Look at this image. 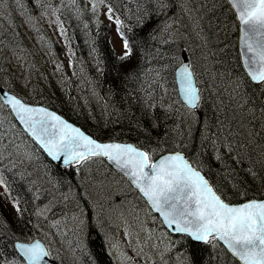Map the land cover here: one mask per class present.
I'll return each instance as SVG.
<instances>
[{
    "label": "trees",
    "instance_id": "1",
    "mask_svg": "<svg viewBox=\"0 0 264 264\" xmlns=\"http://www.w3.org/2000/svg\"><path fill=\"white\" fill-rule=\"evenodd\" d=\"M18 1L24 2L27 12L35 11L40 2V0ZM107 1L113 9L114 18L118 17L122 21L119 26L120 32H123L124 39L129 42L132 49L131 56L124 60L120 59L123 55H119L111 43L113 28L111 23L84 19L72 9H58L68 29L69 45L77 61V72L71 76L73 79L71 82L59 83L55 92H51L54 99L49 105L82 125L97 138L132 141L150 151L152 159L156 158L155 155L161 149L183 150L190 159L192 157L191 160L196 166L205 172L220 195L230 202L264 197V103L262 101L264 83H253L241 67L237 52L238 25L226 0H201L198 22L205 39V47L193 46L190 49L193 56L201 60L205 57L209 59L212 73L217 75L215 77L233 78L241 86L237 87L247 105L241 108L246 110L243 119L239 118V122L236 120L233 122L226 117L222 118L221 123L219 122L224 134L228 132L226 127L228 124L234 123L235 126L229 132L232 138L230 146L236 151V165L229 172L232 180L224 182V187L215 183L208 171L193 160V155L199 157L200 151L203 153L204 150L202 147L196 150V146L203 145L201 144L203 140L199 137L200 127L192 130L193 133L188 141L185 138L179 144H174L170 141V137L173 136L172 122L176 117L175 109L173 107L165 109L158 105L155 111L157 124L153 125L146 108L149 100L159 98L154 77L157 71L164 80H167L170 89L174 92V98L175 95L177 97L174 69L182 51L178 40L179 30H175L174 37L168 39L162 36V30L165 23L169 30L177 29L168 19L177 11L178 0ZM5 6L7 11L13 9L6 3ZM18 9L19 5L14 8L16 11ZM23 33L17 38L14 30L11 29L7 33L2 32L0 38L4 36L6 42L11 38L9 43L13 45L21 41L24 37ZM0 47L3 51L6 46L0 45ZM209 75L211 76V71ZM4 78L6 76H0V84L7 86ZM77 85L83 88L81 92H76L72 87ZM90 88L94 89V93ZM36 102L42 101L36 100ZM202 102L203 100L201 104ZM218 105L223 108L224 104L219 101ZM0 110L3 113L0 117V176L5 181L3 187L6 192L5 194L0 191V255H6L9 262H12L19 259L14 249V240L34 233V225L33 227L31 225L36 221L38 226L36 213L40 211L43 205L41 203L48 198V195L42 197L44 193L38 191L37 186L41 181L39 177L45 175L51 181V187L47 189L48 194L56 191L55 195L60 198L55 202L58 204L55 209L53 208L54 213L59 208L68 209L66 207L74 201H77L75 208L87 207V201L79 196L82 185L78 184V175L73 166L64 168L53 163L33 144L39 165L34 169L36 173L32 170L26 173L25 169L33 165L16 161L7 154L5 142L8 139L19 134L29 142L30 140L15 122L12 126L6 121V114L11 115L9 109L4 106ZM216 115L224 116L225 113L222 109H218ZM191 140L194 142V147L189 145ZM237 155H244L243 159L238 160ZM212 157H206L205 163L217 164ZM233 160L234 158L231 157L229 161ZM238 162H241V166L237 165ZM65 188L69 192H63L62 189ZM71 189L74 191H70ZM9 192L18 199V211L11 202ZM7 199L12 204H9ZM16 213H20L21 216L16 217ZM89 226L86 248L81 251L82 259L86 264H114L106 253L103 238L92 224ZM176 238V249L183 251L191 264H240L216 240L202 243L192 240L187 235H177ZM78 246L79 249L82 247L80 244ZM0 262H4L1 257Z\"/></svg>",
    "mask_w": 264,
    "mask_h": 264
},
{
    "label": "rangeland",
    "instance_id": "2",
    "mask_svg": "<svg viewBox=\"0 0 264 264\" xmlns=\"http://www.w3.org/2000/svg\"><path fill=\"white\" fill-rule=\"evenodd\" d=\"M10 1L0 0V34L13 29L17 38L22 32H24V37L13 45L9 43L11 38L7 42L4 40V36L0 38V45L6 46L3 51L0 47V76H6L4 79L11 87L10 89L20 93L25 99L41 100L49 104L54 99L51 92H55L59 83L71 82L73 80L71 76H74L73 69L77 68V61L69 45L68 29L58 9H72L74 13H78L84 19L105 22L110 20L108 15L110 3L107 0H104L103 3L96 0V7L93 10L94 0H74V2L73 0H40L35 11L27 12L24 2ZM5 3L13 9L7 11ZM200 3L201 0H178L177 11L168 19L169 22L174 23L177 29L169 30L165 24L162 36L166 39L174 37L175 30H179L178 40L182 46V56L185 54L188 60L197 59L195 72L196 75L203 78L211 69L209 59L205 57V62L197 56H193L190 51L193 46L196 48L205 47V39L198 22ZM18 5V11L14 10ZM112 19L115 20L114 15ZM75 20L77 19L75 18ZM61 29H63V33ZM112 44L119 54H124L123 39L117 28L112 30ZM215 76L217 75L212 73L211 69V76L204 79L209 87V92L204 85L202 87L203 102L194 110L184 107L181 110L177 107L174 102V92L171 90L169 92L165 87L160 90L159 94L161 97L164 96L167 104L174 106L173 109L186 116L187 122L184 127H178L172 123V132L181 136L182 133L188 132L192 126L196 125L198 120L201 125L204 121L206 126L201 129V134L204 132L211 135L212 139L210 144L205 140L202 141L203 153L199 150V157L192 154L193 160L202 168L207 166L208 174L213 181L224 187V182L232 180L229 172L236 165V151L230 146L232 138L229 132L235 126L234 123L228 124L226 126L228 132L224 134V129H220V123L223 117L229 118L233 122L234 120L239 122V118L243 119L246 110H241V108L247 105L239 91L241 86L233 78L222 77L220 79L219 76L218 78ZM210 79L216 80L215 85L219 90L211 89ZM72 87L76 92L83 90L78 85ZM93 88L90 90L94 93ZM217 90L218 92L215 93L214 91ZM219 101L224 104L223 108L218 105ZM218 109H222L225 115H216ZM238 124L243 126L241 123ZM5 144L7 149L12 150L14 160L32 164L31 170L39 165L34 147L23 136L17 134L8 139ZM210 156H213L212 158L217 164L205 163L203 158ZM243 156L237 155L236 158L243 159ZM231 157L234 158L233 161H229ZM237 165L241 166V162H238ZM81 167L83 171L81 176H78L79 183L82 185L79 196L87 201V207L75 208L77 201H74L70 210L57 214L62 215L58 218L59 220L51 210H42V215L37 221L38 230L34 231L35 234L46 239L59 264H86L81 257V251L86 248L85 241L88 236L86 234L89 221L95 228V224H98L101 237L106 235L108 247L116 264H191L186 254L176 249V237L179 234L173 235L164 226L161 217L150 209L139 194L134 193L132 186L123 176L112 172L111 166L103 160H88ZM37 187L38 191L44 193L42 197L49 196L47 208L60 199L55 193L52 196L51 192L48 194L49 190L47 189L51 187V181L45 175L41 177ZM53 188L56 187L53 186ZM62 191L69 192L67 189H62ZM57 204L55 203L52 209ZM15 215L18 216L17 213ZM49 223L50 225L47 226ZM65 237L72 238L71 241L74 244L68 246L64 241ZM80 241L82 247L79 249Z\"/></svg>",
    "mask_w": 264,
    "mask_h": 264
},
{
    "label": "snow or ice",
    "instance_id": "3",
    "mask_svg": "<svg viewBox=\"0 0 264 264\" xmlns=\"http://www.w3.org/2000/svg\"><path fill=\"white\" fill-rule=\"evenodd\" d=\"M230 5L241 25L242 55L247 74L253 81L264 83V0H230ZM95 7L96 0L93 10ZM108 15L113 18L111 6ZM115 22L120 32L122 21L116 17ZM120 35L123 37V32ZM123 47L121 60L132 54L126 38ZM176 74L187 106L198 107L200 91L191 64L180 61ZM4 106L11 108L54 160L62 159L65 165H79L93 157H107L126 170L152 207L161 214L164 223L175 232L187 234L197 242L221 241L240 264H264V200L251 199L239 204L226 202L201 171L179 152L154 162L147 151L131 144L98 142L55 113L43 107L29 106L15 95H0V108ZM4 183L0 176V185ZM16 247L24 264H45L50 255L39 241L18 243Z\"/></svg>",
    "mask_w": 264,
    "mask_h": 264
},
{
    "label": "bare ground",
    "instance_id": "4",
    "mask_svg": "<svg viewBox=\"0 0 264 264\" xmlns=\"http://www.w3.org/2000/svg\"><path fill=\"white\" fill-rule=\"evenodd\" d=\"M7 2L8 1H10V0H6ZM137 1V0H136ZM168 1V0H167ZM11 2V1H10ZM13 2V1H12ZM121 3V2H120ZM142 4V3H141ZM10 8V7H9ZM165 9V8H164ZM149 11V10H148ZM154 11H156V10H154ZM151 13V12H150ZM233 13H234V16H235V20H236V22H237V25L238 26H240V24H239V21H238V18H237V15H236V13H235V11L233 10ZM98 23H103V21H97ZM166 24V23H165ZM237 52L239 53V46H238V44H237ZM178 61H179V63H180V61H183V62H186V63H189V64H191V66H192V70H195V69H197V59H195V58H193L192 60H188L185 56H182V55H180V58L177 60V62H176V66H175V69H174V79H175V87H176V94H177V97H176V95H175V98H174V102L176 103V105H177V107H179L181 110L183 109V107L185 108V109H189V110H194V109H197V108H194V109H192V108H189L188 106H187V104H186V102L184 101V99L181 97V94H180V90H179V87H178V83H177V78H176V71H177V69H178V67H179V63H178ZM240 64H241V67L243 68V70H245L244 69V66H243V64H242V62H241V60H240ZM84 67V66H83ZM86 67V66H85ZM211 71V69H209V71H208V73L206 74V76L205 77H201L200 75H195V77H196V80H197V83H198V85L202 88L204 85L206 86V88L208 89V92H209V87L207 86V84H206V81L204 80V79H206L207 77H209L210 75H209V72ZM76 72H77V70L74 68L73 69V75H75L76 74ZM158 76V77H157ZM154 77H155V83H156V90L158 91V96H159V98L157 99V98H154V99H151V100H149L147 103H146V108H147V110H148V116H149V119H150V121H151V123L153 124V125H155V123H157V118H156V114H155V111H156V108H157V106L158 105H160L161 107H163V108H165V109H167V108H174V106L173 105H169V104H167V102L165 101V99H164V96H160V90L163 88V87H165L167 90H169V92H170V86H169V84H168V82H167V80H164L162 77H161V75H160V73L157 71L156 73H155V75H154ZM211 80V89H214V90H216V89H218V86L217 85H215V83H216V80H212V79H210ZM8 89H10V88H8ZM10 90H12V89H10ZM219 90V89H218ZM218 90L217 91H214L215 93H217L218 92ZM79 91V90H78ZM172 91V90H171ZM89 93V92H88ZM171 94V93H170ZM214 94V93H213ZM213 94H212V96H213ZM152 106V107H151ZM206 111V110H205ZM175 113H176V117H175V119H174V121L172 122V123H174V124H176L178 127L179 126H181V127H184V125H185V123L187 122V119L185 118L186 116L184 115V113H182V112H177L176 110H175ZM3 115V113L1 112V110H0V117ZM65 116V115H64ZM69 121H71V122H73V123H75V124H77V125H80L79 123H77V122H75V121H73V120H71L70 118H68L67 116H65ZM5 119H6V121L10 124V125H12V126H14L13 125V123L15 122L16 123V125L20 128V130L25 134V136L27 137V138H29V139H33V136L31 135V133L23 126V124L13 115V114H11V115H7L6 114V116H5ZM88 134H90L91 136H93V137H96V136H94L91 132H89L88 130H86L82 125H80ZM205 126H206V124L204 123V121H203V123H202V125H201V123H200V120H198V122H197V124L196 125H194V126H192L188 131L189 132H184V133H182V135L180 136V135H177L174 131H173V133H172V135L173 136H171L170 137V141H172L174 144H179L180 143V141L181 140H183V139H187V141L189 140V138H190V136H191V134L193 133V131L192 130H194L195 129V127H200V131H199V137H201V139L202 140H205L206 142H208V143H210V140L212 139L211 138V135H207V134H205L204 132H202V134H201V129L202 128H205ZM177 127V128H178ZM212 130L210 129V132H211ZM22 134V133H21ZM23 135V134H22ZM194 142H192V140H191V142H190V144L189 145H191L192 147H194ZM203 146V145H202ZM201 147V145H198V146H196V150L197 149H199ZM10 156H12L13 158H15L14 157V154L11 152L12 150L11 149H6L5 150ZM164 153V150L163 149H161L160 150V154H163ZM92 159H98V160H103V161H105L106 163H108L107 162V160L104 158V157H93V158H91V159H89V160H92ZM204 160H205V158H203ZM88 161V160H87ZM87 161H84V162H82V163H80L79 165H78V167L77 168H75V171L77 172V175L78 176H81V173H82V167H81V165L82 164H84L85 162H87ZM109 165H111L110 163H108ZM33 167L31 166V167H29V168H27V169H25V172L26 173H28L29 172V170H31ZM204 168L206 169V171H209L208 169V167L207 166H204ZM111 170H112V172H115L116 174H119V175H121V176H123L118 170H116L112 165H111V168H110ZM33 172H35L34 170H32ZM36 173V172H35ZM124 177V176H123ZM39 178H41V177H39ZM125 178V177H124ZM126 179V178H125ZM43 180H46V179H43ZM129 183H130V185L132 186V189H133V191H134V193L135 194H139L145 201H146V199H145V197L143 196V194L128 180V179H126ZM78 184L80 185V183H79V178H78ZM61 186V185H60ZM62 188V187H61ZM76 190H77V186H75L74 187ZM66 189V188H65ZM73 190V189H72ZM0 191H2V192H4L5 194H6V192H5V190H4V187H3V185H0ZM59 192V191H58ZM54 193H56V191L55 192H53V193H51V196H52V194H54ZM9 196H10V198H11V202L13 203V205L16 207V209H17V211H18V199L16 198H14L11 194H10V192H9ZM49 197V196H48ZM45 199V198H44ZM8 200V199H7ZM48 201L49 200H44L43 201V203H41V204H43L42 206H41V208H40V211L38 210L37 211V218H39V217H41V211L42 210H46V211H49V210H51L52 209V206L53 205H51L50 207H48L47 208V204H48ZM8 202H9V204H12L9 200H8ZM72 204V203H71ZM71 204L69 205V207H66V208H68V209H63V210H61V208H59V210L57 209V211L54 213V216L55 215H57L58 213H60L61 211H67V210H70V206H71ZM13 205H12V207H13ZM61 205V204H60ZM46 208V209H45ZM56 208V207H55ZM54 208V209H55ZM54 209H53V212H54ZM39 212V213H38ZM17 215L20 217L21 216V214L20 213H17ZM69 215V214H68ZM16 216V215H15ZM31 216H32V214H31ZM17 217V216H16ZM60 217H62V215H57V218L56 219H58V218H60ZM29 218H31V217H29ZM59 220V219H58ZM31 221V220H30ZM34 221H35V219H34ZM52 221H54V220H52ZM57 223H59V222H57ZM89 224H91L90 223V221L88 222V224H87V234L86 235H88L89 234V230H90V226H89ZM33 225H34V230L35 231H37L38 229H37V225H36V221L34 222V224L32 223V225H31V227H33ZM50 225V223L47 225V226H49ZM46 226V228H49V227H47ZM95 226H96V230L99 232V234H100V230H99V228H98V224H95ZM31 227H29V228H31ZM24 237H26V238H24ZM100 237H101V234H100ZM68 237H65V242L68 244V246L71 244H74V242H72L71 240H72V238L71 239H67ZM103 238V242H104V245H105V248H106V253H107V255L109 256V258L112 260L113 259V254L109 251L110 249H109V247H108V242H107V238H106V235L104 234V236L102 237ZM35 240H39L47 249H48V251L49 252H51V250H50V248H49V245H48V243H47V241H46V239H44L43 237H41V236H39V235H37V234H35V233H33L32 235H30V234H28V235H24V236H21V237H17L15 240H14V243H13V245H14V249H15V251H16V253H17V255H18V257H19V259H16L15 261H12V262H9V258L6 256V255H0V257L4 260V261H6V263L5 264H11V263H16V264H24V262L22 261V257H21V253H20V251H19V249L16 247V245L18 244V243H32L33 241H35ZM217 242H219L218 240H216ZM86 242V241H85ZM87 243V242H86ZM220 243V242H219ZM79 244H81V241L79 242ZM108 249V250H107ZM225 250L235 259V260H237L239 263H240V261L236 258V257H234L226 248H225ZM176 261V260H175ZM1 264V263H0Z\"/></svg>",
    "mask_w": 264,
    "mask_h": 264
},
{
    "label": "water",
    "instance_id": "5",
    "mask_svg": "<svg viewBox=\"0 0 264 264\" xmlns=\"http://www.w3.org/2000/svg\"><path fill=\"white\" fill-rule=\"evenodd\" d=\"M229 1V3H230V0H228ZM234 10V9H233ZM241 37H242V31H241V25L239 26V39H238V46H239V55H240V60H241V62H242V64H243V66H244V63H243V55H242V44H241ZM244 69H245V71L247 72V68L244 66ZM193 71V70H192ZM176 73H177V71H176ZM250 77V76H249ZM176 78H177V74H176ZM194 80H195V83H196V86H197V88L199 89V87H198V85H197V81H196V78H195V75H194ZM254 82H256V81H254ZM177 83H178V87H179V90H180V94H181V97L183 98V93H182V91H181V86H180V83H179V81H178V78H177ZM256 83H258V82H256ZM0 90H2V92H0V95H2L3 93H8L9 95H15V96H17L18 98H20L23 102H25V103H27L29 106H32V107H43V108H46L48 111H50V112H53V113H55L57 116H59V117H61L64 121H66L67 123H69V124H71L73 127H76V128H79L85 135H88V136H90V137H92L93 139H95V140H97L98 142H101V143H120V144H131V145H133V146H135V147H137L138 149H140L141 151H145V150H143V149H141V148H139L138 146H136L134 143H132V142H123V141H117V140H107V141H101V140H99V139H96V138H94L93 136H91L90 134H88L81 126H79V125H77V124H75V123H73V122H71V121H69L66 117H64L63 115H61L59 112H57V111H55L54 109H51L50 107H47V106H45V105H43V104H33V103H29V102H26L25 100H23L21 97H19L18 95H16L15 93H13V92H11L9 89H7V88H5V87H2V86H0ZM199 91H200V89H199ZM184 99V98H183ZM263 100H264V97H263ZM9 107V106H8ZM10 108V107H9ZM10 110H11V108H10ZM11 112H12V114L15 116V114H14V112L11 110ZM16 117V116H15ZM17 118V117H16ZM18 119V118H17ZM19 120V119H18ZM20 121V120H19ZM24 126V125H23ZM33 140L44 150V148L41 146V144H40V142L38 141V140H36V138L35 137H33ZM44 152L48 155V153L44 150ZM177 152H179V153H181L183 156H185V158L186 159H188L187 158V156L185 155V153L184 152H181V151H169V152H167V153H165V154H163V155H161L160 157H158L154 162H158L159 161V159H161L162 157H164V156H167V155H172V154H175V153H177ZM49 156V155H48ZM54 162H56V163H59V164H62V165H65L64 163H63V160L62 159H59V160H54L51 156H49ZM106 160H107V162L108 163H110L116 170H118L121 174H123L136 188H137V186L133 183V180H132V178L129 176V175H127L126 174V170H123V169H121L120 167H118L116 164H115V162H113V161H111V160H109L107 157H104ZM189 160V159H188ZM190 161V160H189ZM191 162V161H190ZM194 166V165H193ZM195 167V166H194ZM200 170V169H199ZM201 171V170H200ZM201 173H202V175H204L205 176V174L201 171ZM206 177V176H205ZM207 178V177H206ZM138 189V188H137ZM139 190V189H138ZM140 191V190H139ZM141 192V191H140ZM144 196V195H143ZM145 197V196H144ZM145 199H146V201H147V203L149 204V206L152 208V210L154 211V212H156L160 217H161V219H162V221H163V217L161 216V214L159 213V212H157L153 207H152V205H151V203L147 200V198L145 197ZM253 199H255V198H253ZM248 200H251V199H248ZM257 200H264V198H262V199H257ZM247 201V200H246ZM227 202V201H226ZM243 202H245V201H243ZM243 202H240V203H243ZM229 203V202H228ZM231 204H239V203H231ZM163 223H164V221H163ZM165 224V226L172 232V233H177V232H175L174 230H173V228L172 227H169L166 223H164ZM35 241H39V240H35ZM35 241H33V242H35ZM32 242V243H33ZM40 242V241H39ZM220 243H222L221 241H219ZM41 243V242H40ZM223 244V243H222ZM224 245V244H223ZM224 247L226 248V246L224 245ZM227 249V248H226ZM237 258V257H236ZM238 259V258H237ZM52 263V259L50 258V256H48L47 258H46V261H45V264H51Z\"/></svg>",
    "mask_w": 264,
    "mask_h": 264
}]
</instances>
